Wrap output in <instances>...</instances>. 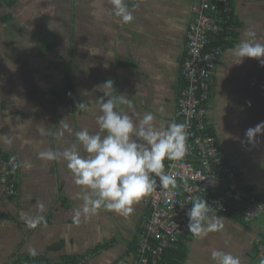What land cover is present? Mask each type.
Here are the masks:
<instances>
[{"label": "crops", "instance_id": "obj_1", "mask_svg": "<svg viewBox=\"0 0 264 264\" xmlns=\"http://www.w3.org/2000/svg\"><path fill=\"white\" fill-rule=\"evenodd\" d=\"M196 2L125 0L134 19L124 24L110 0L99 5L95 0H0V154L19 161L17 195L8 196L0 184V264H66L84 257L85 264H114L133 258L150 194L127 218L100 210L74 223L73 210L83 203L81 189L63 159L41 160L39 153L63 151L82 129L98 132L101 97L112 98L116 110L134 120L151 112L158 127L174 122ZM231 5L236 30L212 76L210 131L246 190L264 201V134L254 143L245 137L248 128L264 121V66L251 58L235 65L231 54L248 31L264 42V0H231ZM7 59L16 71L8 69ZM108 80L111 86L104 85ZM79 102L92 110L80 109ZM216 215L221 231L203 238L188 233L170 258L178 264H215L211 253L218 249L238 256L241 264H264V215L251 221L229 213L208 216ZM30 219L35 227L28 226Z\"/></svg>", "mask_w": 264, "mask_h": 264}, {"label": "built area", "instance_id": "obj_2", "mask_svg": "<svg viewBox=\"0 0 264 264\" xmlns=\"http://www.w3.org/2000/svg\"><path fill=\"white\" fill-rule=\"evenodd\" d=\"M191 13L181 66L185 86L179 91L174 113V122L187 125L188 153L183 160L167 161L165 174L175 177L176 187L158 186L145 199L148 214L137 236L135 255L114 264H170L166 254L190 233L186 212L196 196L209 202L212 208L208 215L227 214L235 205L244 209L246 221L264 215V201L246 190L212 135L208 119L212 76L224 53L223 45L213 44L220 37L233 41L236 30L231 0H197ZM0 166V184L8 196H16L18 158L0 154ZM87 259L66 264H85Z\"/></svg>", "mask_w": 264, "mask_h": 264}, {"label": "clouds", "instance_id": "obj_3", "mask_svg": "<svg viewBox=\"0 0 264 264\" xmlns=\"http://www.w3.org/2000/svg\"><path fill=\"white\" fill-rule=\"evenodd\" d=\"M112 12L121 23H131L133 11L125 0H110ZM99 5L101 0H95ZM95 15V13H93ZM247 39L238 42L231 50L235 57L233 64L240 65L245 58L256 59L264 66V42L257 40L254 31L246 32ZM11 71L17 66L11 60H5ZM232 64V65H233ZM105 68L108 65H104ZM108 80L104 85L111 86ZM121 102L132 107L131 102L121 97ZM77 106L85 111H91L90 105L79 102ZM100 115L96 117L99 131L90 133L88 129L76 132V143L63 151L51 150L39 153L41 160L52 161L63 159L71 172L74 183L80 187L78 198L82 205L73 210L72 219L79 224L81 219L87 220L100 210L114 212L125 218L132 215L134 205L143 197L151 194L161 186L165 189L175 188L177 181L173 175L165 174V160H183L188 153L187 125L172 122L165 126L154 124V115L145 113L139 120L116 110L112 98L101 97ZM164 111L163 108L160 109ZM63 129L71 131L64 123ZM43 135V129L40 130ZM63 135V132L60 133ZM264 134V121L257 123L245 131L249 143H254L258 135ZM5 143H11L6 137ZM81 150L85 155H81ZM30 169L32 164L25 161L23 165ZM38 207L43 208V205ZM211 206L207 199L193 197L191 208L186 212L188 217L187 230L198 238L209 233L221 231L223 224L219 216L209 217ZM29 227H35L36 221L28 220ZM215 264H241L240 258L229 252L214 249L211 253Z\"/></svg>", "mask_w": 264, "mask_h": 264}, {"label": "trees", "instance_id": "obj_4", "mask_svg": "<svg viewBox=\"0 0 264 264\" xmlns=\"http://www.w3.org/2000/svg\"><path fill=\"white\" fill-rule=\"evenodd\" d=\"M232 37H234V35L232 34ZM227 43H229L228 41L226 42V41H224V38H222V37H220L219 39H218V41L215 43V44H213V45H226ZM184 82V81H183ZM184 86H185V83H184ZM184 86H182V87H184ZM181 87V88H182ZM180 88V89H181ZM260 200V199H259ZM229 214H235V218H237V219H244V209L241 207V206H239V205H235V206H232L230 209H229ZM171 255H172V252H170V253H168V254H166V260L170 263V264H178V262L177 261H174L175 259L174 258H170L171 257ZM175 256H177V254H175ZM183 258V256H181V258L180 257H178L177 259H182ZM68 263V262H67Z\"/></svg>", "mask_w": 264, "mask_h": 264}, {"label": "rangeland", "instance_id": "obj_5", "mask_svg": "<svg viewBox=\"0 0 264 264\" xmlns=\"http://www.w3.org/2000/svg\"><path fill=\"white\" fill-rule=\"evenodd\" d=\"M77 261V260H76ZM75 262V261H74ZM69 263V262H68Z\"/></svg>", "mask_w": 264, "mask_h": 264}, {"label": "flooded vegetation", "instance_id": "obj_6", "mask_svg": "<svg viewBox=\"0 0 264 264\" xmlns=\"http://www.w3.org/2000/svg\"><path fill=\"white\" fill-rule=\"evenodd\" d=\"M145 201V200H144ZM145 204V203H144Z\"/></svg>", "mask_w": 264, "mask_h": 264}]
</instances>
